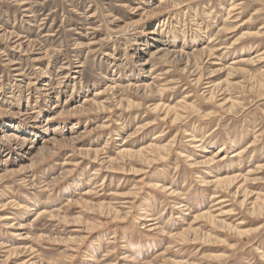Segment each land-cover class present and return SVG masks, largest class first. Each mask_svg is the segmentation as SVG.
<instances>
[{
	"label": "rangeland",
	"instance_id": "rangeland-1",
	"mask_svg": "<svg viewBox=\"0 0 264 264\" xmlns=\"http://www.w3.org/2000/svg\"><path fill=\"white\" fill-rule=\"evenodd\" d=\"M263 50L264 0H0V264H264Z\"/></svg>",
	"mask_w": 264,
	"mask_h": 264
},
{
	"label": "bare ground",
	"instance_id": "bare-ground-1",
	"mask_svg": "<svg viewBox=\"0 0 264 264\" xmlns=\"http://www.w3.org/2000/svg\"><path fill=\"white\" fill-rule=\"evenodd\" d=\"M262 27H260V29H261ZM159 50V49H158ZM156 51V50H155ZM263 52H264V50H263ZM258 54V53H257ZM262 56V55H261ZM263 58V57H262ZM256 59H257V57H256ZM263 60V59H262ZM235 62V61H234ZM210 89V88H209ZM222 92V91H221ZM158 107V106H157ZM155 109V108H154ZM167 109V111L169 110V107H167L166 108ZM167 111H166V113H167ZM176 117V116H175ZM175 117H174V119H175ZM253 144H249L247 147H251ZM195 146H199L198 144H196ZM220 148V147H219ZM222 149L220 148V149H218V151L216 152V153H220V151H221ZM130 151H126V150H124V149H122V151H120V153L121 154H123V153H129ZM239 153V152H238ZM237 154V153H236ZM235 154H233V156H234ZM218 160H222V157L220 158V159H218ZM210 162V163H209ZM217 161H214V159H208V163H209V165H213L214 163H216ZM264 164H258L257 165V167H262ZM235 178L237 179L238 177L237 176H235ZM235 178H233V179H235ZM211 181V180H210ZM217 185H222L223 183H226V182H231L232 181V179L231 178H220V177H217V178H215L214 180H213ZM41 213V211H39L37 214H40ZM42 214V213H41Z\"/></svg>",
	"mask_w": 264,
	"mask_h": 264
}]
</instances>
